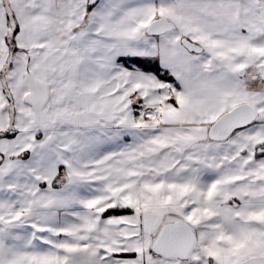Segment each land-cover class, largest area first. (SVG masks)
Segmentation results:
<instances>
[{
  "label": "snow or ice",
  "instance_id": "6c2138e0",
  "mask_svg": "<svg viewBox=\"0 0 264 264\" xmlns=\"http://www.w3.org/2000/svg\"><path fill=\"white\" fill-rule=\"evenodd\" d=\"M0 264H264V0H0Z\"/></svg>",
  "mask_w": 264,
  "mask_h": 264
}]
</instances>
